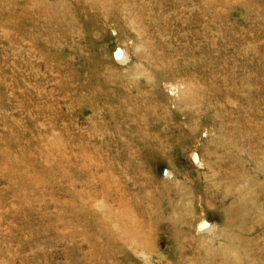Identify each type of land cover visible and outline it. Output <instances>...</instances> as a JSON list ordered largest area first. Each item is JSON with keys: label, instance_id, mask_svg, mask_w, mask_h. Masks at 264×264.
Segmentation results:
<instances>
[{"label": "rangeland", "instance_id": "rangeland-1", "mask_svg": "<svg viewBox=\"0 0 264 264\" xmlns=\"http://www.w3.org/2000/svg\"><path fill=\"white\" fill-rule=\"evenodd\" d=\"M0 264H264V0H0Z\"/></svg>", "mask_w": 264, "mask_h": 264}]
</instances>
